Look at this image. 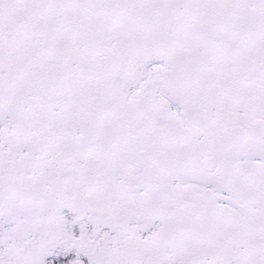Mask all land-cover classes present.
Wrapping results in <instances>:
<instances>
[{
  "label": "snow or ice",
  "instance_id": "obj_1",
  "mask_svg": "<svg viewBox=\"0 0 264 264\" xmlns=\"http://www.w3.org/2000/svg\"><path fill=\"white\" fill-rule=\"evenodd\" d=\"M0 264H264V0H0Z\"/></svg>",
  "mask_w": 264,
  "mask_h": 264
}]
</instances>
